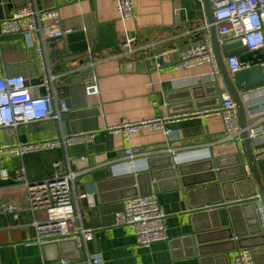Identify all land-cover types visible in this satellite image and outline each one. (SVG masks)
Returning a JSON list of instances; mask_svg holds the SVG:
<instances>
[{
    "label": "crops",
    "instance_id": "1",
    "mask_svg": "<svg viewBox=\"0 0 264 264\" xmlns=\"http://www.w3.org/2000/svg\"><path fill=\"white\" fill-rule=\"evenodd\" d=\"M24 2L0 0V23L1 19L11 17L22 8ZM36 4L40 9H47L48 5L57 7L62 16V27L70 31L64 38L46 45L50 71L58 77L55 85L63 90L60 96L70 100V107L61 115L60 122L45 120L0 129V170H7L13 180L15 169L24 164L30 180L50 177L55 173L53 163L64 160L63 151L21 158L8 153L7 149L16 147L18 143L44 141L62 134L97 131L92 144L69 150L72 159L88 158V161L73 163L72 168L79 173L77 194L93 195L95 201L94 207L89 206L86 199L80 198L78 202L85 227L94 231V240L89 243L90 252L100 254L103 264H230L241 249L238 247L226 252L231 247L225 240L228 237L226 231L207 237L206 243H213L206 244L205 255L183 240L191 235L194 228L203 230L207 227L205 219H195L188 213L189 205L195 207L206 201L208 195L199 186L184 189L181 184L174 187V182L166 179L162 191L156 187L153 189L155 193L157 191L166 214L169 241L139 248L133 230L118 226L115 221V214L123 209L126 199H121L120 180L130 173L146 170L153 161L163 165V160L171 157L165 152L168 148L180 151L179 159H173L176 166L187 168L188 172L190 166L198 167L190 173L192 178L204 174V162L211 155L221 157L238 153L234 143H223V121L218 108L214 109V103L207 97L209 91L193 92L194 88L208 83L200 79L198 84L191 81L209 74L211 66L205 64L187 71L174 69L179 49L199 43L206 33L205 25L210 24L204 1H135V18L126 23L127 28L139 35L143 42L160 43L150 52L148 60L141 56L117 59V35L122 25L118 21L114 0H36ZM218 39L224 60L230 55L241 57L248 53L230 36ZM157 55L163 58L161 69L156 68ZM17 75L25 78L33 96L46 94L35 48L28 47L22 35H0V78ZM93 78L98 80L100 95L87 96L83 85H88ZM218 83L222 95H229L221 78ZM187 90L190 91L186 93ZM202 95L204 103H197L200 101L197 98ZM188 96L191 100L184 102ZM188 109L193 112L181 114ZM161 116L172 118L167 125L174 133L171 142L167 141L164 133L146 129L132 135L129 140L104 131L106 126L121 122ZM131 147L144 148L150 154L148 159H139L132 167L123 165L125 150ZM242 158L248 166L246 153ZM257 169L264 185V159L257 162ZM187 179V182H193ZM13 182V185L0 186V204H16L22 211L17 221L0 215V264H58V252L34 243V218L45 220V212L38 211L33 216L28 210L25 188ZM254 242L259 245L258 241ZM257 263L264 264V253L257 256Z\"/></svg>",
    "mask_w": 264,
    "mask_h": 264
},
{
    "label": "built area",
    "instance_id": "2",
    "mask_svg": "<svg viewBox=\"0 0 264 264\" xmlns=\"http://www.w3.org/2000/svg\"><path fill=\"white\" fill-rule=\"evenodd\" d=\"M26 5L16 10L11 17L0 23V35H22L28 47H34L39 55L42 71V86L46 90L44 96H33L21 75L4 76L0 78V129L16 128L20 124L54 120L61 121V115L69 111L67 99L60 96L49 68L46 56V45L49 42L62 39L69 30L62 27L61 12L57 7L40 9L36 0H25ZM118 12V21L122 29L117 35V59L141 56L145 60L154 51L159 42H143L139 35L131 33L126 23L135 18L136 0H114ZM214 26L218 37L230 36L236 39L249 53L264 50V0H211ZM210 24L205 25L206 33L201 41L191 46L179 49V59L174 65L176 71L192 70L202 65L211 66L209 74L193 79L203 83H216L221 78V71L213 50ZM189 34V32H188ZM91 52V51H90ZM156 68L163 67L162 56H155ZM225 65L230 75L250 68V63H243L238 55H230L225 59ZM86 86L87 96L100 95L98 80H93ZM245 106L246 127L241 128L239 113L234 100L229 95H222V105L217 112L224 125L225 138L223 143H234L238 153L245 155L242 133H247L256 162L264 159V83L240 93ZM56 103V108L54 107ZM167 116L156 117L136 122H121L117 125L106 126L105 132L112 136L129 140L132 135L146 129L150 132L164 133L168 142L174 139L173 131L167 127ZM249 119L254 120L249 123ZM98 132L87 131L74 135L62 134L58 137L31 142L18 143L7 152L24 158L30 154H43L52 151H63V161L53 163L55 173L41 180H30L24 164L17 167L12 179L26 190L28 210L35 216L38 211L46 214L45 220L34 218L33 226L36 231L34 243L40 247L62 241H74L81 249L79 260L62 259L58 264H103L100 254L89 250V243L94 240V231L86 228L79 209V199H86L89 206L94 207L93 195L79 196L76 192V179L79 175L73 170L72 164L78 161H88L87 157L72 159L69 150L74 147L92 144ZM167 152L174 161L180 156V151L172 147ZM149 153L141 147H131L125 150L121 163L127 167L135 165L139 159L147 160ZM63 168V170H62ZM247 171L250 168L246 166ZM11 179L9 172L0 170V181ZM254 198L256 213L264 232V203L258 193ZM22 209L16 204H0V215L10 216L14 221L19 219ZM166 214L160 205L158 195H138L126 198L123 209L115 214L116 225L127 226L134 232L136 245L139 248H149L155 243L169 241L165 226ZM230 264H255L251 249H241Z\"/></svg>",
    "mask_w": 264,
    "mask_h": 264
},
{
    "label": "water",
    "instance_id": "3",
    "mask_svg": "<svg viewBox=\"0 0 264 264\" xmlns=\"http://www.w3.org/2000/svg\"><path fill=\"white\" fill-rule=\"evenodd\" d=\"M11 1L13 2L14 0ZM203 1L205 3L206 16L211 25V40L218 67L221 71L222 83L237 106L240 126L244 129L246 127V115L245 106L240 98V93L247 92L264 83V53L263 51H255L242 55L240 57L241 62L250 63V68L230 75L225 65L220 42L214 26L211 1ZM39 3H41V1ZM25 5L26 1L23 7ZM51 7L54 6H47V8ZM54 52L57 51H53V53ZM85 88L86 86L83 85L86 94ZM198 90H208L210 94L207 95V97L214 103L215 107L213 108L217 109L221 107L222 92L221 85L218 82L196 87L193 89V92ZM189 91L190 90H187L186 93ZM204 98L203 95L197 98L198 100L200 99L197 103H204L202 100ZM190 100L191 97L188 96L184 102ZM67 105L70 107L69 99H67ZM191 110L192 109H188L185 113L181 114H190L193 112ZM242 138L250 172L247 171V165L239 153L221 157H214L211 155L210 158L204 162V169L202 171L204 174L201 176L202 179H200L201 177L192 178L190 176V173L198 167L190 166L188 172L187 168L184 169L180 166H176L173 159L169 157L163 160V165H158L157 161H153L146 170L133 172L124 176L120 180V188H122L121 199L138 195H149L154 192L153 189L155 187L162 191L164 180L166 179L174 182V187H180L181 184L184 189H191L193 186H199L203 192L208 195L207 198H212V200L205 198L206 201H203L199 206L194 207L189 205L188 213L195 219H205L207 227L203 230L194 228L191 235L183 238V240L193 244L200 254L205 255V250L208 249V245L206 244L213 243H206L207 237L224 230L228 233V237L225 240H227V243L230 242L231 245L226 252L229 250H236L238 247L240 249H251L253 250L254 260L256 264H258L257 256L264 253V232L256 213V198L254 197L259 193L264 203V185L259 175L257 162L255 161L252 147L245 131L242 133ZM187 178L192 179L193 182H187ZM13 184L14 182L11 179L0 181V186ZM156 194H158L157 191ZM212 230L218 231L212 232ZM254 241H258L259 245H256ZM211 247L215 248L213 245H211ZM43 248L53 249L58 252L57 261L62 259L79 260L82 257V251L74 241H62L48 244ZM68 248L72 249V251L68 252Z\"/></svg>",
    "mask_w": 264,
    "mask_h": 264
}]
</instances>
